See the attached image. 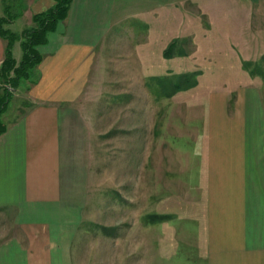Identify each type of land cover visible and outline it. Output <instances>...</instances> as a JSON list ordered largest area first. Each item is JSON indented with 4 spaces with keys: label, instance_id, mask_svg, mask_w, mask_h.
Listing matches in <instances>:
<instances>
[{
    "label": "crops",
    "instance_id": "crops-1",
    "mask_svg": "<svg viewBox=\"0 0 264 264\" xmlns=\"http://www.w3.org/2000/svg\"><path fill=\"white\" fill-rule=\"evenodd\" d=\"M183 1L71 0L67 16L48 33L46 43L39 46L42 58L28 89V108L0 134V264H78L86 201L79 178L85 173L70 140L69 108L83 105L82 97L101 63L105 61L106 68L108 60L135 50L127 44L122 50L113 46L137 30L175 22L177 11L185 7ZM54 3L24 0L18 17L28 18L32 25V15ZM1 6L0 16L3 0ZM112 35L116 38L106 44ZM136 37L144 41L143 36ZM5 44L0 36V64ZM137 49L144 51V58L151 56L150 48ZM159 49L164 56V46ZM122 71L135 75L134 90L143 89L142 72L136 67L114 70ZM157 72L153 77L174 74L168 69ZM246 76V82L231 89L209 92L201 106L193 184L198 190V250L203 264H264V100L259 77L248 71ZM136 129L135 118L137 200L143 135ZM187 153L184 166H190ZM157 178L156 185L159 174Z\"/></svg>",
    "mask_w": 264,
    "mask_h": 264
},
{
    "label": "rangeland",
    "instance_id": "rangeland-1",
    "mask_svg": "<svg viewBox=\"0 0 264 264\" xmlns=\"http://www.w3.org/2000/svg\"><path fill=\"white\" fill-rule=\"evenodd\" d=\"M4 2L11 16L24 5V0ZM183 2L185 7L181 12L176 10L175 22L135 31L133 36H143L142 42L127 34L130 38L126 42L113 46L122 50L127 44L135 50L124 58L108 60L106 68L105 61L101 63L82 97L83 105L69 108L70 140L85 173L84 179L79 178L86 201L78 237V264L204 262L198 250V190L193 184L201 106L209 92L246 82L247 71L259 77L264 100V0ZM1 5L2 0L0 10ZM30 25L23 16L5 24L14 33ZM115 38L108 37L106 44L111 45L110 40ZM167 38H171L169 42ZM170 44V53L161 56L159 48L164 46L165 51ZM139 46L150 48L148 59L143 50L137 49ZM21 55L16 40L12 56L19 61ZM118 64L123 70L136 67L142 72L141 91L134 90V74L114 72L122 69ZM165 69L174 74L184 71L193 85L166 95L169 90L161 78L171 73L152 78L157 70ZM36 73V67L32 68L26 79L21 78L9 90L0 123L9 124L28 108V89ZM135 118L136 131L143 135L142 185L137 200ZM187 150L190 166H184Z\"/></svg>",
    "mask_w": 264,
    "mask_h": 264
},
{
    "label": "trees",
    "instance_id": "trees-1",
    "mask_svg": "<svg viewBox=\"0 0 264 264\" xmlns=\"http://www.w3.org/2000/svg\"><path fill=\"white\" fill-rule=\"evenodd\" d=\"M4 1V10L0 16V36L6 41V44L4 57L0 64V114L8 101L7 93H9V90L14 89L21 78L26 79L31 69L36 67L41 61L42 54L39 51V46L46 43L48 33L53 31L57 23L67 16L71 3V0H54L55 3L51 8L32 15L31 26L20 33H14L9 28H6L5 24L12 21L14 17L19 16L24 10V5L19 12L11 16L9 14V5ZM16 40H19L22 50L19 61H16L12 56V46ZM171 48L172 44L164 52L170 53ZM152 78L157 77L154 76ZM161 79H163L164 84L166 83L164 87L169 90L166 93L168 96L175 91L189 88L193 85V81L189 80L190 75L186 73L171 74V76H164ZM5 129L6 125L0 123V134Z\"/></svg>",
    "mask_w": 264,
    "mask_h": 264
}]
</instances>
